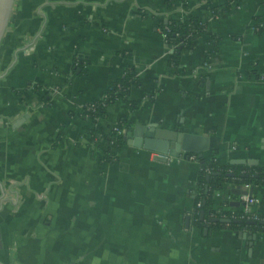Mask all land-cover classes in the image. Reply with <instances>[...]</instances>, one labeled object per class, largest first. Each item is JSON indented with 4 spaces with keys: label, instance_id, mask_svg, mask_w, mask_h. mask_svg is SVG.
Wrapping results in <instances>:
<instances>
[{
    "label": "crops",
    "instance_id": "0c3cea01",
    "mask_svg": "<svg viewBox=\"0 0 264 264\" xmlns=\"http://www.w3.org/2000/svg\"><path fill=\"white\" fill-rule=\"evenodd\" d=\"M190 17L204 27L173 65L158 21ZM128 68L138 106L118 100L86 119L83 107ZM120 119L131 129L105 161L87 129ZM149 124L191 134V150L167 162L128 143ZM187 153L264 167V0L218 18L206 0H14L0 42L2 262L264 264V231L191 224L199 164ZM235 189L245 188L214 192L215 210H242ZM250 189L264 211V184Z\"/></svg>",
    "mask_w": 264,
    "mask_h": 264
},
{
    "label": "trees",
    "instance_id": "16d2710c",
    "mask_svg": "<svg viewBox=\"0 0 264 264\" xmlns=\"http://www.w3.org/2000/svg\"><path fill=\"white\" fill-rule=\"evenodd\" d=\"M241 0H225L223 4H216L215 0H206V8L208 14L212 18H218L223 12L228 10L232 4ZM157 27L165 33V43L171 50L170 61L173 65L178 63L179 55L183 50H189L194 47L196 36L202 31L204 24L195 17H190L180 21L176 18L161 19L158 21ZM82 62V61H80ZM74 71L83 73V64L75 66ZM139 79L134 71L130 68L126 69L122 76L112 81L106 88L103 95L89 103L82 110V115L92 122L98 118L104 117L106 107L115 101L122 100L129 108L138 106V102L129 101L127 98L128 91L131 86L138 85ZM119 129L124 132L113 137V132H107L101 127H90L87 129L88 134L93 142H96V148L102 153L105 161H111L117 158V154L124 144L125 134L131 129L126 120L120 119L116 122ZM214 156V154L212 155ZM196 160L199 164L198 175L196 179V187L193 194V207L190 211L191 224L199 228H208L209 230L228 228L239 230L243 226H248L254 230L264 231V225L257 223L246 224L247 218H243L242 223L235 222L230 218L231 214L240 215L242 210L231 211L220 208L215 210L213 194L222 188L225 183L242 187L244 184L250 186L264 184V167L259 165H233L219 164L213 157L210 160H203L196 154ZM264 203V198L262 199ZM200 203L198 206L197 204ZM203 217L200 218V212ZM229 218V222H221L220 219L211 221V218Z\"/></svg>",
    "mask_w": 264,
    "mask_h": 264
},
{
    "label": "water",
    "instance_id": "95a60500",
    "mask_svg": "<svg viewBox=\"0 0 264 264\" xmlns=\"http://www.w3.org/2000/svg\"><path fill=\"white\" fill-rule=\"evenodd\" d=\"M14 0H0V42L6 29L10 12L12 10ZM155 138V139H153ZM191 138V134L182 131H171L168 129H156L154 124H149L147 127L135 125L132 131V137L128 140L131 145L141 146L149 149H154L162 154V160L165 161L167 156L177 157L181 151H190L188 145H191L187 139ZM189 142V143H188ZM200 156V153H197ZM251 190V189H250ZM250 190L235 189L236 193L252 194ZM203 217V212H200V218ZM220 219L221 222H229V218H211V221ZM235 222L242 223L241 219H236ZM259 223L264 225V221L246 220V224ZM205 234L207 229L203 231ZM256 237V233L252 234ZM0 264H6L0 260Z\"/></svg>",
    "mask_w": 264,
    "mask_h": 264
},
{
    "label": "built area",
    "instance_id": "2783aa9c",
    "mask_svg": "<svg viewBox=\"0 0 264 264\" xmlns=\"http://www.w3.org/2000/svg\"><path fill=\"white\" fill-rule=\"evenodd\" d=\"M158 30L162 33L164 40H165V33L160 28H158ZM80 61L81 60L76 57L73 61V65L79 66L80 63H82ZM83 67H84V65H83ZM106 131L107 132L112 131L113 137L116 138L117 136L121 135L124 132V129H122V130L119 129L116 126V123H114L109 128H107ZM182 156H177V157H172V156L169 157L168 156V157H166V161L169 162V161H172L173 159H181ZM184 157H187V159L196 160V154L195 153H187L186 155L184 154ZM243 186L247 191L251 187L249 184H244ZM240 198H241L242 205H243L242 206V212L240 213V215L231 214L230 218H233L234 220L247 218L248 220L264 221V211L260 212V211L256 210V208H255L257 205H260L259 199L255 198L254 196H252V194H248V193L241 194ZM197 205L199 206L200 203H198ZM188 214L190 216V213H188ZM222 218H227V217H225V215H224Z\"/></svg>",
    "mask_w": 264,
    "mask_h": 264
}]
</instances>
